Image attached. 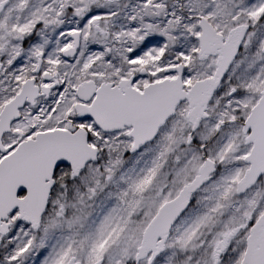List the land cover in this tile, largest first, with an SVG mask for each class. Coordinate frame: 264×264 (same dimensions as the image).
<instances>
[{
	"label": "snow or ice",
	"instance_id": "1",
	"mask_svg": "<svg viewBox=\"0 0 264 264\" xmlns=\"http://www.w3.org/2000/svg\"><path fill=\"white\" fill-rule=\"evenodd\" d=\"M0 264H264V0H0Z\"/></svg>",
	"mask_w": 264,
	"mask_h": 264
}]
</instances>
